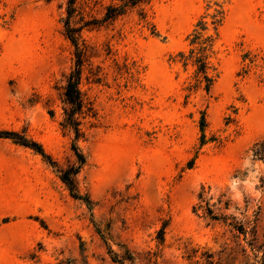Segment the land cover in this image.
<instances>
[{"label":"rangeland","instance_id":"obj_1","mask_svg":"<svg viewBox=\"0 0 264 264\" xmlns=\"http://www.w3.org/2000/svg\"><path fill=\"white\" fill-rule=\"evenodd\" d=\"M4 130L54 163L0 137V264H264V0H0Z\"/></svg>","mask_w":264,"mask_h":264},{"label":"trees","instance_id":"obj_2","mask_svg":"<svg viewBox=\"0 0 264 264\" xmlns=\"http://www.w3.org/2000/svg\"><path fill=\"white\" fill-rule=\"evenodd\" d=\"M217 5V4H216ZM222 14L223 10L219 6V8L214 7L211 12H205L203 15L199 17L197 22L195 23L193 32L191 34L190 38V44L192 47L189 49L187 54H184V52H180L179 56L184 64L191 63L195 67V73L198 74L199 81H202V79H206L207 83L205 85V89L208 90L210 87V84L213 80V76H209V70L210 68V62L209 58L212 53V46H213V40L214 37L212 34H207V32L210 30H214V35H217V27L221 23L222 20ZM71 41L74 45H76V42L73 38H71ZM79 63L77 62L76 68L74 71H72L66 82L64 95L66 97V101L68 104L71 105V110L68 113V117L70 119H73L74 113L79 109L80 107V93L78 89V74H79ZM204 125H205V119L204 115L201 116L200 119V131H201V141H204ZM0 137L4 138H11L17 143L22 144L24 146L30 147L34 149L36 152H38L42 157L49 159L51 161V158L49 154H47L42 145L36 141L29 140L25 137L18 138V133L15 131H0ZM17 139V140H16ZM73 151L75 153V156L78 161V165L75 167H70L65 170H61L60 179L67 185L69 188L71 194L75 198H83V196H80L79 194H76L74 191V179L73 176L78 173L80 170L81 165L84 162V156L75 145H73ZM54 163L53 161H51ZM85 202L90 205L89 198H83Z\"/></svg>","mask_w":264,"mask_h":264}]
</instances>
